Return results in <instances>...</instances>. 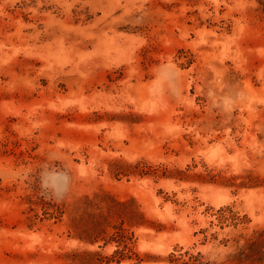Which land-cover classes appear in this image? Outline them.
Segmentation results:
<instances>
[{"label": "rangeland", "instance_id": "1", "mask_svg": "<svg viewBox=\"0 0 264 264\" xmlns=\"http://www.w3.org/2000/svg\"><path fill=\"white\" fill-rule=\"evenodd\" d=\"M260 230L264 0H0V264H264Z\"/></svg>", "mask_w": 264, "mask_h": 264}, {"label": "trees", "instance_id": "2", "mask_svg": "<svg viewBox=\"0 0 264 264\" xmlns=\"http://www.w3.org/2000/svg\"><path fill=\"white\" fill-rule=\"evenodd\" d=\"M264 243V230L256 231L253 238L247 240L246 245L240 250V253L236 255V259L247 256V251L254 252L260 248V245ZM250 257V256H249Z\"/></svg>", "mask_w": 264, "mask_h": 264}]
</instances>
